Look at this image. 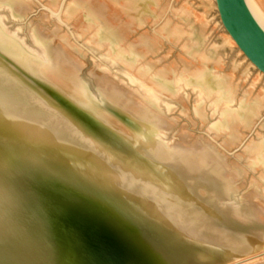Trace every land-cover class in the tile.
I'll return each mask as SVG.
<instances>
[{
  "label": "rangeland",
  "instance_id": "1",
  "mask_svg": "<svg viewBox=\"0 0 264 264\" xmlns=\"http://www.w3.org/2000/svg\"><path fill=\"white\" fill-rule=\"evenodd\" d=\"M139 1L136 16L131 0H0V35L50 87L25 100L13 120L0 115V140L23 164L34 163L28 147L48 144L61 157L60 173L75 171L79 186L124 202L134 197L130 176L62 114L108 116L130 131L128 114L140 108L165 166L231 209L233 228L263 231L264 170L250 159L264 138V73L227 38L214 0ZM201 71L218 85L199 86ZM0 72L17 76L2 59ZM51 89L70 105L55 106ZM89 98L115 109H96ZM258 253L245 264H264V249Z\"/></svg>",
  "mask_w": 264,
  "mask_h": 264
},
{
  "label": "bare ground",
  "instance_id": "2",
  "mask_svg": "<svg viewBox=\"0 0 264 264\" xmlns=\"http://www.w3.org/2000/svg\"><path fill=\"white\" fill-rule=\"evenodd\" d=\"M246 2L264 28V15L256 5L264 10V0ZM131 3L134 10L130 12L137 16L141 2ZM227 38L237 45L228 32ZM0 59L17 74L0 72V115L9 121L25 100L50 87L44 81L48 76L38 74L29 58L1 35ZM249 64L256 67L250 60ZM197 80L203 88L218 85L204 71ZM51 92L55 106L70 105L61 91ZM89 104L100 110L115 109L106 98L99 106L89 98ZM134 112L125 119L130 131L108 116L86 111L79 115L72 110L62 114L72 129L73 123L82 126L113 164L130 176L134 197L124 202L79 186L75 171L60 173L61 157L50 153L48 144L28 147L34 163L23 164L0 140V264H97L98 258L103 261L102 249L111 257L118 256L110 264H225L233 260L240 261L230 264H245L264 249V230L233 228L227 216L231 209L226 211L210 200L209 192H199L189 179L165 166L149 141L152 126L140 108ZM27 136L26 132L24 143ZM254 145L251 163L264 170V138ZM113 237L121 240L125 257L119 256ZM123 238L131 239L132 245ZM247 254L255 255L244 259Z\"/></svg>",
  "mask_w": 264,
  "mask_h": 264
},
{
  "label": "water",
  "instance_id": "3",
  "mask_svg": "<svg viewBox=\"0 0 264 264\" xmlns=\"http://www.w3.org/2000/svg\"><path fill=\"white\" fill-rule=\"evenodd\" d=\"M215 2L223 27L247 58L264 72V28L251 12L246 0H215ZM101 218L104 219V217ZM113 238L112 243L119 250V256L125 257V251L120 249L121 240L118 237ZM124 241L132 245L131 239H124ZM101 251L104 259L102 258L103 261H101L98 258L97 264H110L113 259L118 257L117 255L111 257V254L107 251L105 253L103 249Z\"/></svg>",
  "mask_w": 264,
  "mask_h": 264
}]
</instances>
